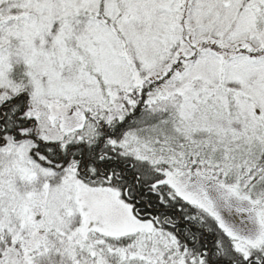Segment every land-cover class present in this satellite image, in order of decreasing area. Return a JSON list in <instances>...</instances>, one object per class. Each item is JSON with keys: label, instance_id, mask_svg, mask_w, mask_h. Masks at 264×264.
<instances>
[{"label": "snow or ice", "instance_id": "6c2138e0", "mask_svg": "<svg viewBox=\"0 0 264 264\" xmlns=\"http://www.w3.org/2000/svg\"><path fill=\"white\" fill-rule=\"evenodd\" d=\"M0 264H264V0H0Z\"/></svg>", "mask_w": 264, "mask_h": 264}]
</instances>
